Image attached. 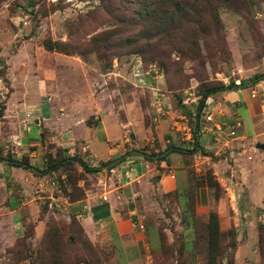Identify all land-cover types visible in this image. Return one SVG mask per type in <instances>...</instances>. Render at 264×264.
Here are the masks:
<instances>
[{
	"label": "rangeland",
	"instance_id": "obj_1",
	"mask_svg": "<svg viewBox=\"0 0 264 264\" xmlns=\"http://www.w3.org/2000/svg\"><path fill=\"white\" fill-rule=\"evenodd\" d=\"M138 2H0V105L3 96L4 101L8 98L11 101L0 130L6 138L4 144H19L9 146L6 155L9 152L17 160L27 156L35 168L0 162V264H33L39 252H43L41 242L46 231L54 227L64 234V252L74 262L84 264L82 244L68 242V245L66 240L73 232L69 226L73 217L97 249L101 264H207L210 212L217 214L221 243L229 244V231H233L236 243L216 258V264H264L261 253L264 236L258 230L259 225H264V149L253 145L255 141L264 144V135L250 139L244 109L240 115L249 139L238 138V128L231 136L228 126L232 123H225L219 136L214 133L216 139L212 129L209 136L210 140L233 144L228 152L221 149L215 155L214 150L202 147L209 159L202 150L193 154L180 152L176 163L183 167L177 176V190L159 194L146 189L143 197L139 194L134 204L137 212L130 225L133 231L119 236L112 221L100 227L83 226L81 214L87 213L83 209L87 191L92 190L93 197H99L117 191L118 186L109 187L111 168L105 162L93 163L80 137L69 140L66 132L70 122L78 128L79 135H85L83 124L104 118L106 128L113 135L120 131L119 140L112 144H123L120 140L124 138L133 144V135L141 141L139 144H149V123L156 125L160 121L163 123L160 127L170 139L166 144L190 148L194 133L198 141L202 137L205 115L225 121L221 105L215 111L214 102L196 115L204 86L221 82L242 87V82L263 74L246 87L254 86L257 98L264 104L260 95L264 90V0H240L236 8L219 6L215 18L218 30L196 31L195 36L172 35L159 45L144 46V52L136 40L130 41L126 52L115 47L108 49L102 42H97L95 47L92 38L111 29H123L117 19L129 18ZM135 28L127 25L123 31L134 34ZM191 39L198 41L199 47L194 52L190 51ZM142 42L145 44L147 40ZM55 43L67 51L47 48ZM180 45L183 52L178 49ZM32 103L35 104L28 105ZM32 109L40 112L37 125L33 119L36 111ZM41 110H47L44 121ZM27 112L32 118L25 125ZM260 118L259 122L264 119V111ZM261 122L256 126L264 132V121ZM36 128L40 132L36 137L38 142L33 134H23L24 129L32 132ZM154 138V144H163L158 137ZM29 144H43V147L41 150ZM237 144H250L252 157L248 158L247 153L242 158L235 156L241 147ZM0 153H4L1 142ZM48 155L53 159L49 160ZM72 155L82 158L87 165L103 167L86 172L77 161H72L43 172L55 158ZM213 170L218 187L209 183L208 172ZM120 208L121 218L128 219L126 206ZM139 220L143 229L138 225Z\"/></svg>",
	"mask_w": 264,
	"mask_h": 264
},
{
	"label": "crops",
	"instance_id": "obj_2",
	"mask_svg": "<svg viewBox=\"0 0 264 264\" xmlns=\"http://www.w3.org/2000/svg\"><path fill=\"white\" fill-rule=\"evenodd\" d=\"M256 84L255 86H258ZM254 86L249 87H234L232 89L222 90L219 91L218 94H213L208 97V100L205 104V108H208L211 106V102L216 105L215 111L217 110V105H221V114L224 115L222 119L225 121L223 123L228 124H234L236 121L240 122V127H238L237 130H239L240 134L238 138L243 139L244 137L249 139L247 137L245 130L243 129L244 126V120L241 118L240 110L244 109L246 114V129L247 132H250L248 134H251L250 139H254L258 135H264V132L259 131L256 125L262 124L260 116L263 115L264 111V104H262L259 99L257 98V92L253 88ZM45 88V87H44ZM261 98L264 97V90L262 93H260ZM4 100L6 97H2ZM215 98L217 100H215ZM51 98H48L50 100ZM219 99V101H218ZM2 102V105H0V123L5 122L4 118L8 116V109L10 106V98L7 99V101ZM264 100V99H263ZM5 102V103H4ZM10 102V103H9ZM45 102V101H43ZM52 102V101H50ZM35 103L28 104V105H34ZM6 105V106H4ZM38 106V103H36ZM44 105H48V103H45ZM208 107H207V106ZM27 106L25 105L24 108ZM29 107V106H28ZM23 110L25 111V109ZM31 109V108H30ZM45 109V108H44ZM204 109V108H203ZM35 109H32L34 111ZM51 110V108H50ZM36 114H34L33 119L35 124L39 122V116L40 112L38 109L35 110ZM43 115L41 118L43 121L46 119V113L47 110H41ZM36 115V116H35ZM28 118H25L24 123L26 125V121L31 119L32 116L29 112L25 114ZM39 117V118H38ZM184 117V116H181ZM8 119V118H7ZM155 119V118H154ZM169 121V124H167V127H169L171 124V119L167 118ZM71 121V120H70ZM46 126L45 122H43ZM161 122L157 123L156 125H153V123H149V138L147 139V143L149 144H139L138 140H136L137 137L133 135V144L130 143L129 139L124 138L120 140L122 143H116L112 144V142L119 140V133L117 135H113L109 129L106 128L105 120L104 118H97L94 122H87V124H83L84 126L81 128L82 131L85 133V135H79L78 128L70 122L68 126H71L70 129L66 132L68 134L67 137H69V140L75 141L77 138H81L84 141V144H82L83 149L85 152H87L88 157L90 158L93 163L98 162H107L109 160H118L116 165L111 167V174H109V187L113 186V184H117V191L113 192L110 191L108 194H101V196L93 197L92 190H88L86 194V198L84 199L83 203V209L87 210L86 214H81L82 223L83 226L90 227L92 226H102L106 224L108 221H112L115 225V230L119 236L121 235H127L131 231H133V228L130 227L132 218H135L136 215V209H135V199L136 197L141 194V197H143V193L147 189L155 190L159 194H166L170 191L177 190V176H180L182 173V167L178 166V154L180 152H172L169 153L166 160H160L157 157L150 159L148 156L151 152H159L160 150H164L167 146L173 145L181 148H187L184 146H181L180 144H166V142L170 141V139L167 137V135L164 133L163 128L160 126L163 125L160 124ZM2 124V123H1ZM73 126H72V125ZM158 128L161 129L158 131ZM244 130H242V129ZM37 129V128H36ZM34 130L31 132H25V129L23 131L24 135H30L33 134V138L36 141V137H38V134L40 133L39 130ZM241 129V130H240ZM209 131H201L202 137H200L199 145L201 147H204L205 149L214 150V154H218L221 149H231L233 144H223L216 142L214 140H210L211 136H209ZM173 132V131H171ZM213 137H214V130L212 129ZM27 135V136H28ZM154 137H158L159 140L163 141V144H154ZM167 137V139H166ZM173 138V136H170ZM216 139V137H214ZM6 138H4V134L1 133L0 130V142L2 146V152H4L2 155H6V149L9 148V146L13 147L19 144H4L3 141H5ZM202 144H201V143ZM253 144L255 147L257 145V142L255 141ZM31 146H38L39 149L42 150L43 144H29ZM59 145V144H58ZM70 145V144H69ZM241 147L237 148V152L235 153V156L243 157L247 153L249 156L252 155V152L250 151L251 147L250 144H237ZM61 146V145H59ZM192 146V144H191ZM202 148V149H204ZM241 148V149H240ZM216 149V150H215ZM35 151V150H34ZM198 152V151H196ZM9 153V152H8ZM7 153V154H8ZM234 153V151H232ZM10 154V153H9ZM31 155V154H30ZM14 157V155H13ZM49 160L53 159L52 155H48ZM252 157V156H251ZM206 159L210 158V155L205 156ZM246 158V159H248ZM245 159V158H244ZM205 161V160H204ZM219 160L213 161V165L217 164ZM1 162V161H0ZM13 166V165H12ZM93 166H100L97 164H93ZM108 166V165H107ZM14 168V167H13ZM214 169V168H213ZM213 174H216V171L213 170ZM222 173H225V168L222 169ZM111 181V183H110ZM121 182V183H120ZM100 184V183H99ZM106 195V196H104ZM104 196V197H103ZM13 203L15 204V201L13 200ZM123 205L126 206L127 210L125 209V212L128 213V219H122L121 218V210ZM119 207V208H118ZM124 209V208H123ZM130 223V224H129ZM139 227L143 225L142 222L138 221ZM87 229V228H86ZM142 231L140 232V234Z\"/></svg>",
	"mask_w": 264,
	"mask_h": 264
},
{
	"label": "trees",
	"instance_id": "obj_3",
	"mask_svg": "<svg viewBox=\"0 0 264 264\" xmlns=\"http://www.w3.org/2000/svg\"><path fill=\"white\" fill-rule=\"evenodd\" d=\"M3 0H0V2ZM138 5L135 6L132 15L129 18L119 17V25L123 29L130 25L136 27L137 29L134 34H127L123 29L108 30L97 34L92 38L93 45L97 47L96 43L102 42L103 46L110 49L118 50H128L129 43L131 40H136L140 44V51L144 52V46H149V48L159 45L163 40L172 35L183 37L186 34H193L195 36L196 31L209 33L210 30H218L216 10L219 6L230 5L235 8L239 5L240 0H138ZM133 6V4L131 5ZM117 14V13H116ZM146 39L145 44L142 40ZM154 39V42H151ZM190 51L194 52L197 50L198 41L191 39ZM49 50H59L67 51L61 44H50L47 47ZM180 52H183V47L180 45L178 47ZM263 74H255L253 77L249 78L246 82H242V87L252 85L258 79H261ZM234 83H229L224 85L219 82L212 85L204 86L198 99V104L196 108V115H200L201 110L204 108L206 100L209 96L227 89H232ZM197 128L194 132H196ZM198 136L194 133V143L190 148H181L177 146H167L164 150L159 152H151L149 158H158L160 160H166L169 153L172 152H185L193 154L195 151L202 150V154L208 155L199 145ZM27 156L23 159L17 160L12 158L9 153L7 155H2L0 153V161L6 162L10 165L23 167L26 169L35 168L29 163ZM72 161H77L86 172H96L101 170L103 166H90L87 165L82 158L72 155V156H61L60 158H55L51 164L47 166L43 172H49L59 168V166L69 165ZM112 160L105 162L104 165H108ZM114 164L113 166H115ZM111 166V167H113ZM109 167V168H111ZM209 173V183L214 187H218V182L212 172ZM213 175V176H211ZM73 230L72 233L66 238L67 244L75 245L76 242H80L85 249L84 254V264H101L100 256L97 249L92 245L88 237L84 234L83 229L75 217L69 225ZM207 230L209 236L208 243V258L207 264H216V258L222 256L229 246L235 247V238L233 237V231H229V244L225 245L221 243V232L219 229V220L215 212L209 213V220L207 223ZM259 234L264 236V225L258 226ZM64 234L61 232L59 227L50 228L46 231L43 241L41 242V248L43 252H39L38 260L34 261L33 264H79V262H74L73 258H69V254L64 252ZM69 242V243H68ZM45 252V253H44ZM264 253V249L261 251Z\"/></svg>",
	"mask_w": 264,
	"mask_h": 264
},
{
	"label": "built area",
	"instance_id": "obj_4",
	"mask_svg": "<svg viewBox=\"0 0 264 264\" xmlns=\"http://www.w3.org/2000/svg\"><path fill=\"white\" fill-rule=\"evenodd\" d=\"M209 124L211 125L210 127H207L206 125ZM224 126L225 123L219 121V120H215L214 118H212L211 114H207L204 116V122L201 123V131H205V130H214V133L217 134V136H219L222 131L224 130ZM240 127V122L236 121L234 124L229 125L228 128L229 130V134L231 136H234L236 133V129ZM205 129V130H204ZM142 228V227H141Z\"/></svg>",
	"mask_w": 264,
	"mask_h": 264
},
{
	"label": "water",
	"instance_id": "obj_5",
	"mask_svg": "<svg viewBox=\"0 0 264 264\" xmlns=\"http://www.w3.org/2000/svg\"><path fill=\"white\" fill-rule=\"evenodd\" d=\"M234 87H239V86H234ZM256 147L263 150L264 149V144L263 143L262 144L261 143H257ZM117 161L118 160H114L113 162L108 164V167L113 166L115 163H117Z\"/></svg>",
	"mask_w": 264,
	"mask_h": 264
}]
</instances>
